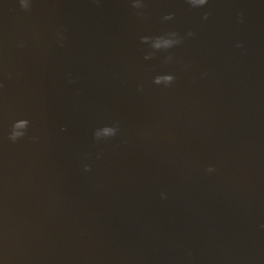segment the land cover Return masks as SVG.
<instances>
[{
  "label": "water",
  "instance_id": "obj_1",
  "mask_svg": "<svg viewBox=\"0 0 264 264\" xmlns=\"http://www.w3.org/2000/svg\"><path fill=\"white\" fill-rule=\"evenodd\" d=\"M23 2L0 0V264H264V0Z\"/></svg>",
  "mask_w": 264,
  "mask_h": 264
},
{
  "label": "bare ground",
  "instance_id": "obj_2",
  "mask_svg": "<svg viewBox=\"0 0 264 264\" xmlns=\"http://www.w3.org/2000/svg\"><path fill=\"white\" fill-rule=\"evenodd\" d=\"M121 59H124V58H121ZM138 63L139 64H141L140 63V60H139V58H138ZM80 99H82V97H79ZM66 99V97H63V98H60V100H65ZM84 101H85V98H84ZM92 109L94 110L95 109V107H92ZM156 121V119H154L153 118V116H152V118H150V120H148V121H150V123L151 122H153V121ZM87 125V124H86ZM95 132H99V130H98V124H97V126L95 127ZM62 133H64V131L62 132ZM102 134V133H101ZM102 136V135H101ZM101 136H100V138H101ZM98 139H97V141L93 144V146H95L94 148H93V151H94V149H97V147L98 146H106L103 142H101L100 141V138L99 137H97ZM58 141H59V143H60V145H58L57 146V150H58V148L60 147H62V146H66V144L64 143L65 141H64V135H60L59 134V136H58ZM125 148H123V149H121L120 151H125V155H126V159L124 160V162L125 163H128V162H130L131 160H129V159H131V158H129L130 157V151H126L127 149H129V148H127L126 146H124ZM87 149H89V148H87ZM86 149V150H87ZM88 154H89V152H88ZM88 154H86L85 155V159H87V160H90L91 159V157H88L87 155ZM155 156L156 155H154V156H152L150 159H149V161L150 160H154V158H155ZM119 157V156H118ZM120 158V157H119ZM122 159V158H121ZM87 166V167H86ZM67 168L69 167L70 169H71V167H72V162H70L69 164H67V166H66ZM85 168L89 171V170H93V168H92V164H91V160L90 161H88V162H86V164H85ZM126 179H128V180H130V181H132L134 184H136V183H138L139 181H141L142 182V178L139 176V174H138V172H136V174H132L131 176H129V177H127ZM127 186H129V185H127ZM126 187V186H125ZM124 191H126L125 189H124ZM118 191H112V192H110V194H113V195H115L116 193H117ZM124 196H125V198H126V200H130V197H132L133 198V195H131V192H128V194H124ZM135 202H132V203H129L128 205L131 207V208H133V209H137L139 206V203H138V200L137 199H135L134 200ZM114 200L113 199H109V202H108V204H110V205H107V206H109L108 208L109 209H111V208H113V206L114 207H116L115 206V204H114ZM130 213H132L131 211H129ZM138 212V211H137ZM128 218H130V217H128ZM5 251H7V250H5ZM46 254H48V253H46ZM39 255H45L44 253H40ZM53 259V258H52ZM51 259V260H52ZM50 260V261H51Z\"/></svg>",
  "mask_w": 264,
  "mask_h": 264
},
{
  "label": "clouds",
  "instance_id": "obj_3",
  "mask_svg": "<svg viewBox=\"0 0 264 264\" xmlns=\"http://www.w3.org/2000/svg\"><path fill=\"white\" fill-rule=\"evenodd\" d=\"M189 3L192 4L193 6H202L205 5L207 3V0H189ZM20 4L24 9H28L29 5L24 4L23 0H20ZM167 18V17H166ZM207 18V14L205 15V19ZM189 35H191V33H189ZM168 79L172 80L174 79V77H168ZM30 121L28 119H18L16 120L13 125H12V130L9 134V138L13 141L17 140L19 137H22L25 135L26 130L28 128ZM21 126H26L25 130L23 132H17L15 131V129L21 127ZM87 167V166H86ZM213 169L211 167H209L208 171H212Z\"/></svg>",
  "mask_w": 264,
  "mask_h": 264
}]
</instances>
